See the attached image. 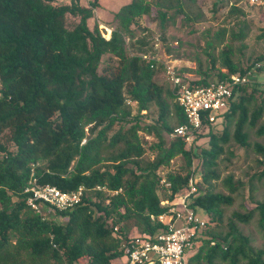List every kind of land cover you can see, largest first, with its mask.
I'll list each match as a JSON object with an SVG mask.
<instances>
[{"label":"trees","instance_id":"16d2710c","mask_svg":"<svg viewBox=\"0 0 264 264\" xmlns=\"http://www.w3.org/2000/svg\"><path fill=\"white\" fill-rule=\"evenodd\" d=\"M80 1L0 0V136L13 145L10 149L0 137V264H112L123 258L134 239L131 226L147 239L166 231L158 216L169 211L165 201L186 190L195 156L200 162L194 165L197 190L190 206L204 213L205 225L192 236L188 264H264V247H252L236 225L256 213L264 226V198L244 212L233 211L224 223L223 207L244 184L226 176L221 180L225 194L211 183L219 178L215 167L232 120L233 139L249 147L244 129L264 115V83L235 85L228 108L216 122L203 123L191 146L182 138L165 140L162 131L169 134L185 123V113L174 101V90L155 79V59L131 54L127 46L144 43L131 41L143 16L164 25L171 6L163 0H131L107 23L90 25L97 0ZM174 1L175 13L200 20L185 12V0ZM230 12L242 9L232 5ZM101 24L112 28L109 38ZM224 33H217L220 40ZM242 37V31L230 34L231 40ZM204 52L213 70L215 57ZM219 58L222 67L214 72L199 62L200 77L189 83L206 86L245 74L256 63L259 71L264 67V55L240 66L230 46ZM256 94L260 101L252 106ZM153 106L155 119L142 123V112ZM141 132L157 141L148 143ZM256 132L264 135V122ZM204 138L208 146L197 153ZM253 149L262 165L253 176L263 178L264 142ZM146 154L152 158L145 159ZM178 158L182 163L173 166ZM32 177L64 191L82 186L81 201L62 211L46 207L40 214L27 202L25 187Z\"/></svg>","mask_w":264,"mask_h":264},{"label":"rangeland","instance_id":"374dc122","mask_svg":"<svg viewBox=\"0 0 264 264\" xmlns=\"http://www.w3.org/2000/svg\"><path fill=\"white\" fill-rule=\"evenodd\" d=\"M131 0H97V5L94 8V17L89 20L92 25L95 20L102 23H107L113 17L122 5L129 3ZM70 0H56L57 4L69 3ZM87 0H81L80 4L85 5ZM164 6L170 5L167 8L169 17L168 21L161 25L159 19H150L149 16H143L139 21L140 26L135 27V36L133 40L141 39L143 44L127 46L129 53H138L142 56L155 59L157 62V73L155 79L162 83L165 87L171 88L169 82L164 75L166 65L174 67L181 76L185 79H198L199 62L202 69H207L214 72L222 67L219 53L225 47L230 46L232 49V60L240 66H246L252 63L258 56L264 55V10L256 5H250L247 0H185L183 9L190 17L200 15L199 21H188L183 13H175L174 0H163ZM232 5H237L242 9V13H231ZM73 18L69 17V22ZM103 25V26H102ZM106 37L109 36V25L104 24L99 26ZM225 31L224 37L220 40L217 33ZM243 37L231 40L230 34L240 33ZM207 41L211 42V47L207 48ZM210 53L215 57L214 69L210 68L211 64L207 54ZM264 63V62H263ZM260 76H254L252 81L261 82L264 78V67L258 72ZM249 92V90H248ZM260 97L256 94L252 106L257 105ZM252 108V107H251ZM135 112V107L132 106ZM145 116H142L141 122L147 123L156 117V108L153 106L147 112L143 111ZM264 122L263 117L257 122L256 126H245V131L248 133L249 147H241L232 137L234 128V120L229 125L230 139L223 145L224 152L218 157L216 170L219 174L218 179L211 180L214 191H219L227 194L228 190L222 185V179L228 175L233 176V181H240L244 184L236 193L233 194V202L230 206H224V223L230 217L233 211L244 212L247 206H252L254 201H260L264 198V177L258 178L253 176L262 169V165L256 162L257 155L253 149L254 143H263L264 135H258L256 129L259 124ZM172 126L175 125L173 119L170 120ZM144 140L148 143L156 142L157 138L154 134L147 135L144 132L140 133ZM165 140L171 139L170 135L162 131ZM2 141H5L10 149L13 148L11 142L6 140V135L0 136ZM207 139L199 141V147L196 152H199L200 147H207ZM145 159H151L152 155L146 154ZM200 162L199 157L195 156L193 165ZM181 159H174L171 164L180 165ZM251 179V182L249 183ZM185 191H182V194ZM201 217H205L204 213H199ZM258 214H254L253 218L248 223L236 222L240 232L247 236L250 240V245L255 248L264 247V226H260ZM225 228V225L223 226ZM129 235L138 237L139 233L131 226ZM125 256L114 260L112 264H123ZM239 264H242L240 262Z\"/></svg>","mask_w":264,"mask_h":264},{"label":"built area","instance_id":"2783aa9c","mask_svg":"<svg viewBox=\"0 0 264 264\" xmlns=\"http://www.w3.org/2000/svg\"><path fill=\"white\" fill-rule=\"evenodd\" d=\"M247 1L250 5H256L264 10V0ZM104 28L107 29L106 26ZM107 30L110 36L112 28L109 27ZM259 67L260 64L256 63L245 74L235 73L206 86H194L175 71L173 66L166 65L164 75L174 90V101L179 103L186 116V122L176 125L169 133L170 137L182 138L191 146L203 123L216 122L219 119L218 115L228 108L233 87L252 81L254 76H260ZM261 81L264 83V78ZM85 141L86 139H83L81 144ZM197 179L198 173L193 165L185 192L178 194L171 202L165 201L164 203L170 205L169 211L158 216L161 222L167 224L166 231L156 234L153 239L140 235L133 237V242L125 250L126 260L123 264H188L192 236L205 225V217H201L190 206L191 198L197 190L195 185ZM102 188L97 186V189ZM25 192L28 193L29 206L42 214L43 208L46 207L62 211L78 204L81 201L83 187L64 191L54 185H40L36 178L32 177L25 187Z\"/></svg>","mask_w":264,"mask_h":264},{"label":"crops","instance_id":"0c3cea01","mask_svg":"<svg viewBox=\"0 0 264 264\" xmlns=\"http://www.w3.org/2000/svg\"><path fill=\"white\" fill-rule=\"evenodd\" d=\"M103 26V25H102Z\"/></svg>","mask_w":264,"mask_h":264}]
</instances>
